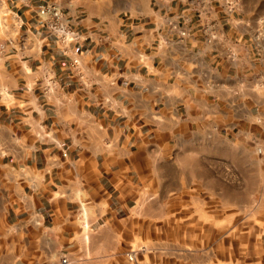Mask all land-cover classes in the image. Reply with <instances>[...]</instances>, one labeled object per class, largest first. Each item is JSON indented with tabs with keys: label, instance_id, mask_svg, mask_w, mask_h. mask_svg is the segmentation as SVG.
Here are the masks:
<instances>
[{
	"label": "crops",
	"instance_id": "crops-1",
	"mask_svg": "<svg viewBox=\"0 0 264 264\" xmlns=\"http://www.w3.org/2000/svg\"><path fill=\"white\" fill-rule=\"evenodd\" d=\"M4 1L31 36L0 43V191L29 256L80 252L162 162L228 178L264 140V10L160 0L99 15L57 0L82 34L64 51L38 14L49 0ZM238 257L264 264V248Z\"/></svg>",
	"mask_w": 264,
	"mask_h": 264
},
{
	"label": "rangeland",
	"instance_id": "rangeland-1",
	"mask_svg": "<svg viewBox=\"0 0 264 264\" xmlns=\"http://www.w3.org/2000/svg\"><path fill=\"white\" fill-rule=\"evenodd\" d=\"M86 1L102 15L113 10L149 11L160 0ZM215 1L228 13L264 10V0ZM8 8L5 1L0 5V43L6 45L18 33L26 39L21 43L29 40L18 18L5 14ZM262 20L258 35L264 39ZM244 158L229 166L228 178L220 177V170L211 171L207 162H183L190 167L184 171L177 169V163L162 162L142 191L139 188L127 198L131 205L127 217L122 219L126 213L121 212L120 218L93 234L86 231L77 247L80 252L55 251L47 258L29 256L27 237L21 239L17 229L6 223L0 191V264H237L243 260L239 252L264 248V140ZM159 163L154 157L153 164ZM129 252L135 260L129 259ZM99 253L107 256H94Z\"/></svg>",
	"mask_w": 264,
	"mask_h": 264
},
{
	"label": "built area",
	"instance_id": "built-area-1",
	"mask_svg": "<svg viewBox=\"0 0 264 264\" xmlns=\"http://www.w3.org/2000/svg\"><path fill=\"white\" fill-rule=\"evenodd\" d=\"M3 2L4 0H0V5ZM8 9L5 14L17 17V14L11 8ZM38 14L41 17L43 25L48 29L50 34L55 36L64 51H67L73 42H78L82 39V34L68 22L66 13L57 0L47 1L39 8ZM182 34L185 35L186 33L183 32ZM64 155H67V153L64 152ZM127 255L130 260H135V254L129 252ZM63 261L67 262V259Z\"/></svg>",
	"mask_w": 264,
	"mask_h": 264
}]
</instances>
